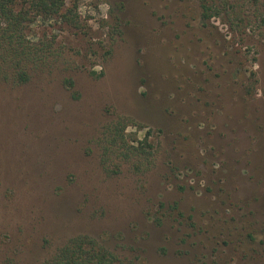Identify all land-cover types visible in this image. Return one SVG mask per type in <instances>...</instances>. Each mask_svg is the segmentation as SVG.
I'll return each instance as SVG.
<instances>
[{
  "label": "rangeland",
  "instance_id": "374dc122",
  "mask_svg": "<svg viewBox=\"0 0 264 264\" xmlns=\"http://www.w3.org/2000/svg\"><path fill=\"white\" fill-rule=\"evenodd\" d=\"M210 1L77 0L24 83L1 51L0 264H264V0Z\"/></svg>",
  "mask_w": 264,
  "mask_h": 264
},
{
  "label": "trees",
  "instance_id": "16d2710c",
  "mask_svg": "<svg viewBox=\"0 0 264 264\" xmlns=\"http://www.w3.org/2000/svg\"><path fill=\"white\" fill-rule=\"evenodd\" d=\"M210 2L200 0L204 19L211 16ZM38 18H56L78 28L80 20L77 14V0H0V54L4 50L5 53L9 51V57L12 55L11 59L15 64L13 78L19 83L29 80L26 65H21V56H32L43 47V44L39 46V43L26 41L24 38L26 26ZM64 82L71 87V80L66 79ZM121 128H114V134L124 142L118 134V131H122ZM115 260V255L95 239L77 236L61 246L47 260V264H114Z\"/></svg>",
  "mask_w": 264,
  "mask_h": 264
}]
</instances>
